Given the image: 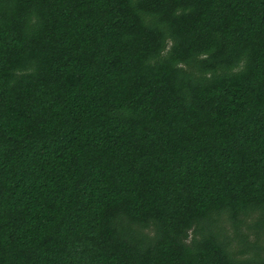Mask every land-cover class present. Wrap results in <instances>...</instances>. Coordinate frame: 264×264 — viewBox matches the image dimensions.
<instances>
[{"label": "trees", "instance_id": "16d2710c", "mask_svg": "<svg viewBox=\"0 0 264 264\" xmlns=\"http://www.w3.org/2000/svg\"><path fill=\"white\" fill-rule=\"evenodd\" d=\"M0 264H264V0H0Z\"/></svg>", "mask_w": 264, "mask_h": 264}]
</instances>
